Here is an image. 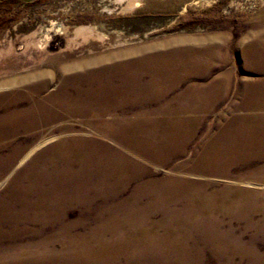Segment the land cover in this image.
<instances>
[{
    "label": "rangeland",
    "instance_id": "obj_1",
    "mask_svg": "<svg viewBox=\"0 0 264 264\" xmlns=\"http://www.w3.org/2000/svg\"><path fill=\"white\" fill-rule=\"evenodd\" d=\"M133 2L125 8V0H0V50L5 51L0 56V95L14 89L19 93L16 110L27 111L29 103L21 99L29 84L27 76L44 70L43 76L31 77V84L46 80L45 90L35 92L32 97L40 101L48 93L57 97V101H50L48 108H42L41 115L68 114V117H55L50 123L34 129L27 126L29 117L24 114L17 132L0 138V264H6L13 255L41 251L43 245L37 244L44 237L53 240L46 243V253H49L60 250L66 236L80 237V241L83 239L81 245L93 247L97 239L110 241L115 237L130 236L137 239L141 227L152 229V237H161L158 240L161 247L149 253L148 248L147 254L151 257L146 256L149 259L143 264H212V261L213 264H264V204L260 202L261 212L254 211L255 214L247 216L255 231L244 227L243 216L231 219L233 239L236 240L233 248L227 245L228 241L225 247L211 248L206 238L208 229L196 230L189 216L166 217L162 214L165 209L171 213L187 204L196 205L198 195L213 188L214 191L224 188L234 193L251 188L264 191V182H261L264 180V121L260 124L253 119L251 123L244 116L252 112L251 109L264 112V0ZM86 24L93 26L95 35L83 39L73 34L76 26ZM27 40L34 43H25ZM122 40L126 43L119 45ZM9 45L10 50L7 49ZM87 59L91 61L84 64ZM61 65H66L67 70L61 69ZM85 65L97 72L100 85L117 87L112 94L113 109L86 110L88 112L81 115L74 113L76 109L84 111L82 106L74 104L75 99L74 103L63 101L64 95L69 99L75 96L74 83L77 82L72 79L81 73L88 74ZM152 66L161 77H169L173 70L179 76L178 83L161 93H138L144 89L140 86L153 78ZM65 79L67 83L61 87ZM132 79L136 81L134 84H131ZM12 80L15 86L11 88ZM126 82L131 85L129 88L123 85ZM79 85L85 98L87 86L84 82H78ZM92 97L101 99L98 93ZM123 97L124 101L117 104V99ZM127 98L128 102L125 101ZM4 106L7 110L8 105ZM67 127L72 131H67ZM59 129L65 132L46 143L52 150L51 155L39 157L41 152L36 149L23 163L16 165L29 146L59 133ZM117 136L122 139L128 136L132 141L125 145L120 143L121 138L115 139ZM103 145L109 156L96 155L95 147ZM149 146L164 155L165 163H156L145 155ZM67 150L80 151L82 155L66 156ZM119 159L128 166L117 165ZM96 160L101 165L95 167ZM138 168L153 173L138 176L135 172ZM63 173L74 176L76 191L69 184L56 187L55 182L62 181L63 176L61 179L59 176ZM120 181L122 185L128 183L127 191L122 194L113 183L120 184ZM14 183L17 185L14 192L7 194ZM71 193L75 195L72 203L62 207L55 205V197L62 198ZM81 195L83 199H80ZM61 216L69 227L63 238L53 231L55 223L50 221ZM30 222L36 223L31 231L37 233L38 239H34L37 242L29 240ZM164 223L181 228H177L173 237L164 240L165 231L159 227V224L165 226ZM55 225L58 227L59 223ZM20 233L25 234L23 241ZM162 247H172V251L160 250ZM129 249L116 253L120 256L115 259V264H133L123 256L136 252ZM128 257L133 258V255Z\"/></svg>",
    "mask_w": 264,
    "mask_h": 264
},
{
    "label": "bare ground",
    "instance_id": "obj_2",
    "mask_svg": "<svg viewBox=\"0 0 264 264\" xmlns=\"http://www.w3.org/2000/svg\"><path fill=\"white\" fill-rule=\"evenodd\" d=\"M126 2V5L125 8H129L132 3L134 4L133 0H125ZM210 2V1H209ZM119 3V1H118ZM264 3V2H263ZM125 4V3H124ZM107 8V7H106ZM123 8V7H122ZM111 8H107V10H110ZM124 10V9H122ZM73 34H75L76 36L77 35H80L84 38H86L87 36H91V35H95L94 31H93V26L91 25H79V26H76L73 30ZM97 37H100L99 34H96ZM74 36V35H72ZM101 38V37H100ZM71 37L68 39L70 40ZM25 43H34L33 41L31 40H27L25 41ZM123 43H126V40H122L120 41L118 44L121 45ZM8 50L11 49L10 45L9 47L7 48ZM5 53L4 50H0V56ZM94 60V59H93ZM264 60V59H263ZM87 61H91L90 60H86L84 61V64L87 62ZM155 61V60H154ZM262 62V61H261ZM74 64V63H72ZM264 64V63H263ZM98 65V64H97ZM136 65V64H135ZM155 65V64H154ZM158 65V64H157ZM114 66V65H113ZM88 67V68H87ZM105 67V66H104ZM133 67V66H132ZM135 67V66H134ZM264 67V66H263ZM66 65H61V69H63L64 71H66ZM85 68L89 69L87 72L88 74H79L78 76H75L76 78L75 79H72V81L74 82H79L80 84H82V82L85 83V85L87 86L86 88V91L85 93H87L85 96V98L83 97L82 95V87L79 85L77 86V83H74V85L76 86V88L74 89V93L75 96L73 97H70V99L65 95L63 97V101L65 100H68V101H72L74 103V100H76V103H74L75 105H78V107L84 109L83 112H81V109H76V111L74 113L76 114H81L83 115L82 113L84 112H88V111H92L94 110L95 112H101V111H105V110H110L111 108L113 109V105L115 103L114 99L112 98V94L114 93V89H116L117 87H115L114 85H106V84H101L99 83V75H97L94 70H92V68L88 65H85ZM99 68V67H98ZM125 68V67H124ZM143 68V67H142ZM146 68V67H145ZM155 68V66H152V70H150L152 73H154L153 75V78H150V81H147V83L145 85H142L140 87L144 88L142 90V92L140 91H137L138 93H144V94H148L150 93V95L152 94V92H157V93H161L162 91L164 92V89H168L169 87L173 86L174 84H176L177 82V79H178V75L174 73L173 70H171V72L169 73V77H167V75L164 77V76H160L161 73H159L158 71L156 70H153ZM105 69V68H104ZM75 70V69H74ZM129 70V69H128ZM135 70V69H134ZM139 71V70H138ZM149 71V69H148ZM84 72V71H83ZM105 72V71H104ZM141 72V71H140ZM163 72V71H161ZM67 73H69V71H67ZM45 74V71L44 70H40V71H37L36 73H34L33 75H29L27 76V84H28V87H27V90L25 92V95L21 96V99H25L26 102L29 103V108L27 111L25 112H20L18 110H16L15 108V105L17 104V99L19 97V93H17L14 89H10L9 93L7 92L6 94H3V95H0V138H3L7 135H12V134H15L18 130V127H19V123L21 122L20 119L24 118V114H27L28 117H29V123H27L28 127L29 128H33V127H38V126H41V125H44L46 123H50L51 120L53 118H59V119H63L64 117H68V114H66L65 112H59L57 114H53V115H50V113H48L47 115L43 116L41 115L42 112V108L44 107H47L48 108V104L50 103V101H57V97L55 96H52L51 94H45L44 96H42L43 98L40 100V101H36L34 100V98L32 97L33 94L36 92H39V91H44L45 90V87H46V80H40L38 81L37 84H31V77L32 76H37V77H40V76H43ZM99 74V73H98ZM111 74V73H110ZM68 76H71V75H68ZM74 76V75H72ZM115 76V75H114ZM136 77V75H135ZM161 78V79H160ZM129 79V78H128ZM131 79V78H130ZM108 80V79H107ZM135 80V79H134ZM34 81V80H33ZM114 81V80H113ZM120 82V81H119ZM128 83H130L129 81H127ZM125 83L123 85H125L126 87L125 88H129L131 85L128 84V83ZM136 82V81H135ZM135 82H133V79H132V82L131 84H134ZM247 82V81H246ZM264 82V81H263ZM11 83V88L14 85V82L13 80L10 82ZM67 83V79L65 80H62L61 82V87H64ZM106 83V82H105ZM118 83V82H117ZM178 83V82H177ZM127 84V85H126ZM136 87L139 88V84H135ZM263 85V83H262ZM74 86V87H75ZM107 86V88H106ZM217 86V85H216ZM219 86V85H218ZM9 87V88H10ZM26 87V86H25ZM120 87V86H119ZM138 88H134V89H138ZM216 88V87H214ZM259 88V87H258ZM261 88V87H260ZM71 89V88H70ZM120 89V88H118ZM140 89V88H139ZM257 89V88H256ZM130 90V89H129ZM214 90V89H213ZM221 90V89H220ZM261 90V89H260ZM263 90V89H262ZM118 91V90H117ZM192 91V90H191ZM249 91V90H248ZM259 91V90H258ZM101 96V99L98 100L95 99L94 97H92V95H96L97 93ZM255 92V91H254ZM261 92V91H259ZM44 93V92H43ZM208 93V92H207ZM256 93V92H255ZM58 94V93H57ZM91 94V95H90ZM209 94V93H208ZM252 94V93H251ZM60 95V94H59ZM126 95V94H125ZM221 95V94H220ZM249 95V94H247ZM209 96V95H208ZM259 97V95H257ZM261 96V95H260ZM24 97V98H23ZM121 97V96H120ZM217 97V96H215ZM248 98V96H246ZM245 97V99H246ZM251 97V96H250ZM260 98V97H259ZM206 99V98H204ZM202 100V99H201ZM211 100V99H210ZM209 100V101H210ZM213 100V99H212ZM244 100V99H243ZM257 100V99H256ZM124 101V97L123 99L121 98H118L117 99V104H120ZM125 101H129V98H127ZM216 102V100H214ZM264 101V100H263ZM204 102V100L202 101ZM206 102V100H205ZM259 102V101H257ZM256 102V103H257ZM212 103V102H211ZM247 104V102H245ZM8 105V108L7 110L4 109L5 106L4 105ZM53 104V103H52ZM73 104V105H74ZM207 104V103H206ZM260 104V103H258ZM9 105H11V108H9ZM63 105V104H62ZM256 105V104H255ZM261 105V104H260ZM257 106V105H256ZM259 106V105H258ZM263 109H264V103H263ZM261 106V107H262ZM36 107V109H35ZM210 107V105H209ZM247 107V106H246ZM253 107V106H252ZM260 107V108H261ZM61 108V107H60ZM118 108V107H117ZM251 108V107H250ZM249 108V109H250ZM52 109V108H50ZM203 109V108H202ZM248 109V108H247ZM262 109V110H263ZM25 110V109H24ZM49 110V109H48ZM88 110V111H86ZM252 112H247L244 116H245V120H249L251 123L254 122V120H257V121H260V124L262 121H264V112H256L251 109ZM264 111V110H263ZM58 112V111H56ZM107 112V111H106ZM55 113V112H54ZM239 113V112H238ZM108 115V113H107ZM70 116V114H69ZM109 116V115H108ZM91 117V116H90ZM106 117V116H105ZM111 117V116H110ZM27 118V117H26ZM74 118V117H73ZM235 118V117H234ZM239 118V117H238ZM70 119V118H69ZM87 120V119H86ZM20 121V122H19ZM60 121V120H59ZM239 121V120H238ZM56 122V121H55ZM64 122V121H63ZM235 122V121H234ZM240 122V121H239ZM242 122V121H241ZM225 123V122H224ZM227 123V122H226ZM238 123V122H237ZM244 123V122H243ZM242 123V124H243ZM264 123V122H263ZM249 124V123H247ZM256 124V123H254ZM259 124V125H260ZM96 125V124H95ZM173 125V124H172ZM251 125V124H250ZM249 125V126H250ZM21 126V125H20ZM104 126V125H103ZM246 126V125H244ZM264 126V125H263ZM42 127V126H41ZM69 127V126H68ZM67 127V128H68ZM71 127V126H70ZM160 127V126H159ZM171 127V126H170ZM254 127V125H253ZM259 127V126H258ZM261 127V126H260ZM259 127V128H260ZM48 128V127H47ZM57 128V127H56ZM135 128V127H134ZM144 128V127H143ZM225 128V127H224ZM245 128V127H244ZM250 128V127H249ZM255 128V127H254ZM262 128V127H261ZM26 129V128H25ZM34 129V128H33ZM49 129V128H48ZM242 129V128H241ZM246 129V128H245ZM251 129V128H250ZM253 129V128H252ZM258 129V128H257ZM59 133L57 134H52L51 136L47 137V138H43L42 140H39L38 142H35L33 143L32 146H29L28 147V150L24 153V155L22 157H20L19 161L17 162L16 165H20V163L25 159L27 158L30 153H32L34 150L36 149H39L40 150V154H39V157H47L49 155H51V149L48 148L46 146V143L52 141L57 135H61L64 131V129H59ZM72 131V129H67V131ZM91 130V129H90ZM260 130V129H258ZM100 131V130H99ZM103 131V130H102ZM101 131V132H102ZM118 131V130H117ZM250 131V130H249ZM254 131V130H253ZM252 131V132H253ZM261 131V130H260ZM259 133H262L260 132ZM76 132V131H75ZM80 132V131H79ZM93 132V131H92ZM100 132V133H101ZM112 132V131H111ZM142 132V131H141ZM151 132V131H150ZM61 133V134H60ZM71 134V132H69ZM74 133V132H73ZM87 133V132H86ZM113 133V132H112ZM241 133V132H240ZM251 133V132H250ZM255 133H258L257 131H255ZM40 134V133H39ZM88 134V133H87ZM110 134V133H109ZM158 134V133H157ZM252 134V133H251ZM116 135V134H115ZM245 135V134H244ZM65 136V135H64ZM106 136V135H105ZM129 136V135H128ZM128 136H124L123 139L121 136H117L115 139H117L118 141V138H121L120 143L122 142L123 144L125 145H129L128 143L130 142L131 139H129ZM146 136V135H145ZM219 136V135H218ZM243 136V135H242ZM257 136V135H256ZM264 136V133L262 135V137ZM31 137V136H30ZM28 137V138H30ZM68 137V136H67ZM108 137V136H107ZM112 137V136H111ZM184 137V136H183ZM77 138V137H76ZM125 138V139H124ZM148 138V137H147ZM245 138V137H244ZM243 138V139H244ZM247 138V137H246ZM254 138V137H253ZM258 138V137H257ZM112 139V138H111ZM114 139V140H115ZM128 139V140H127ZM256 139V138H254ZM253 139V140H254ZM264 139V138H263ZM33 140V139H32ZM38 140V139H37ZM60 140V139H59ZM74 140V139H73ZM99 140V139H98ZM102 140V138H101ZM36 141V139H35ZM132 141V140H131ZM245 141V140H244ZM252 141V140H251ZM72 142V141H71ZM152 142V141H151ZM255 142H257L255 140ZM74 143V142H73ZM116 143V142H115ZM182 143V142H181ZM248 143V142H247ZM251 143V142H250ZM86 144V143H85ZM46 146L45 149H41L43 148L42 146ZM260 145V144H259ZM142 146V145H141ZM156 146V145H155ZM180 146V145H179ZM252 146V145H251ZM111 147V146H110ZM132 147V146H131ZM17 148V147H16ZM22 148V147H21ZM52 148V147H51ZM96 148V155L102 157H106V156H109L107 155V152H104L107 150L106 147H95ZM149 148V149H148ZM148 148H146L145 152L148 156V158L152 161H155L156 163H165L164 161V155H160L159 152L160 151H156L155 148H153L152 146H149ZM234 148V147H233ZM253 148V147H252ZM247 149V148H246ZM70 150V149H69ZM68 151V154L66 152V156H80L82 155V153L79 151ZM109 150V149H108ZM220 150V149H219ZM87 151V150H86ZM115 151V150H114ZM120 151V150H119ZM171 151V150H170ZM179 151V150H178ZM259 151V150H258ZM219 152V151H218ZM245 152V151H244ZM55 153V152H54ZM65 153V151H64ZM170 153V152H169ZM247 153V151L245 152ZM260 153V152H259ZM61 154V153H60ZM87 154V153H86ZM258 154V153H257ZM261 154V153H260ZM53 156L55 154H52ZM65 155L63 157H65ZM140 155V154H139ZM170 155V154H169ZM207 155V154H206ZM238 155V154H237ZM87 156V155H85ZM116 156V155H115ZM249 156V155H248ZM262 156V155H261ZM7 157V156H6ZM103 157V158H104ZM207 157V156H206ZM211 157V156H210ZM209 157V158H210ZM220 157V156H219ZM223 157V156H222ZM264 157V155L262 156ZM19 158V157H18ZM36 158V157H35ZM61 158H62V155H61ZM60 158V159H61ZM79 159V157H77ZM102 158V159H103ZM218 158V157H217ZM225 158V157H223ZM227 158V157H226ZM247 158V157H245ZM62 159H65V158H62ZM207 159V158H206ZM55 160V159H54ZM112 160V159H111ZM127 160V159H126ZM226 160V159H225ZM227 160H229L227 158ZM62 161V160H61ZM75 161V160H74ZM79 161H82L83 163H85L86 161H84L83 159L79 160ZM130 161V160H129ZM169 161V160H168ZM211 161V159H210ZM95 162V161H94ZM214 162V161H213ZM218 163H220L221 161H217ZM216 162V164H217ZM23 163V162H22ZM101 163V162H100ZM99 162H97L96 160V164L95 167L97 165H101ZM205 163V162H204ZM222 163V162H221ZM7 164V163H6ZM10 164V162L8 163ZM225 164V163H224ZM11 165V164H10ZM88 165V164H87ZM106 165V164H105ZM108 165V164H107ZM117 165H120V166H128L126 164V162L122 159H119V161L117 162ZM206 165V164H205ZM204 165V166H205ZM221 166V164H219ZM223 165V164H222ZM9 166V165H8ZM49 166V164H48ZM68 166V165H67ZM214 166V165H213ZM216 166V165H215ZM218 166V165H217ZM5 167V166H4ZM57 167V166H56ZM137 167V166H136ZM209 167H210V164H209ZM125 168V167H124ZM133 168V167H132ZM208 168V167H207ZM212 168V167H211ZM215 168V167H214ZM6 169V168H5ZM55 169V168H54ZM85 169V168H84ZM103 169V168H102ZM106 169V168H105ZM110 169V168H109ZM137 169V168H136ZM140 168H138V170H136L135 172L137 173V175H141V176H144V175H151V173L153 172H148L146 170H139ZM204 169V168H203ZM223 169V168H222ZM221 169V170H222ZM4 170V169H3ZM43 170V169H42ZM212 170V169H211ZM216 170V169H214ZM110 171V170H109ZM168 171V170H167ZM213 171V170H212ZM64 172V171H63ZM92 172V171H90ZM221 172V171H220ZM45 173V172H44ZM204 173V172H203ZM206 173V172H205ZM215 173V172H214ZM223 173V172H221ZM220 173V174H221ZM46 174V173H45ZM102 174V173H101ZM113 174V173H112ZM179 174V173H178ZM224 174V173H223ZM77 175V174H76ZM182 175V174H181ZM185 175V174H184ZM222 175V174H221ZM57 176V175H56ZM63 176V179L62 181L60 180H57V182H55V184L57 183L56 187L57 188H60V187H63L65 185H68V186H72L71 189L74 188V191H76V188L77 187V184L75 182V179H74V176H69V175H64L63 174H60L59 178L61 177L62 178ZM118 177V176H117ZM136 177V176H135ZM60 178V179H61ZM2 179H5V178H2ZM87 179V178H86ZM258 179V178H257ZM260 179V177H259ZM74 180V181H73ZM121 180V179H120ZM134 180V179H133ZM142 180V179H141ZM255 180V179H254ZM263 180V179H261ZM49 181V180H48ZM126 181V180H124ZM173 181V180H172ZM1 182V181H0ZM94 182V181H93ZM103 181H100V183H102ZM105 182V181H104ZM123 182V181H122ZM256 182V181H255ZM261 182H264L261 181ZM47 183V182H46ZM115 186H117V188L119 189L118 190V193L122 194L124 193L127 188V184L125 185H122L121 181H120V184L122 186H119L120 184H115L116 182H113ZM194 183V182H193ZM205 183V182H204ZM79 184V183H78ZM153 184V183H152ZM151 184V185H152ZM212 184V183H211ZM105 185V184H104ZM183 185V184H182ZM189 185V184H188ZM243 185V184H242ZM257 185V184H256ZM17 185L14 183V186L7 190V194H10L11 192H14V188L16 187ZM162 186V184H161ZM171 186V185H170ZM66 187V186H65ZM141 187V186H140ZM153 187V186H152ZM172 187V186H171ZM174 187V186H173ZM209 187V186H208ZM107 188V187H106ZM176 188V187H175ZM182 188V187H181ZM222 188V187H221ZM259 188V186H258ZM80 189V188H79ZM151 189V188H150ZM212 189V188H211ZM215 188H213L210 192H204L203 194L200 193V195H198L197 197V201L198 203H196V205H189L187 204L186 206L183 207V209L181 210H178V211H174V212H167V210L165 209V211H163V216H166V217H174V215H185V216H189L188 218H191V221H193V224L195 226V229L200 231H205L206 229V232L208 231V236L206 237L207 240H209L210 244V247L211 248H217V247H221V246H224L225 243L227 242V245H230L229 247H235L234 245H236V240H234V236H233V228H232V218L233 217H239V216H243L244 217V227H246L247 229L248 228H252L254 231V227H253V224L252 222H250V217H247L248 215H251L252 213L255 214L256 211H259L261 212V208H260V205L261 204H258L259 202L264 204V191H260V190H254V189H242V190H238V192H229L227 190H224L221 189V190H216L214 191ZM218 189V188H216ZM229 189H231L229 187ZM233 189V188H232ZM264 189V188H262ZM197 190V189H196ZM73 191V192H74ZM183 191V190H182ZM237 191V190H236ZM129 193V192H128ZM188 193V192H187ZM237 193V194H236ZM108 195V194H107ZM136 195V194H135ZM138 195V194H137ZM116 196V195H115ZM79 197V196H78ZM109 197H113V195H110ZM153 197V196H152ZM157 197V196H156ZM75 198V195H73L72 193L68 196H62V198H56L55 197V205L57 204L59 207H62L63 205L65 204H70L72 203L73 199ZM124 198V196H123ZM143 198V197H142ZM160 198V197H159ZM80 199H83V196L81 195L80 196ZM176 199V198H174ZM121 200V199H120ZM157 200V199H156ZM163 200V199H162ZM171 200V199H170ZM178 201V200H177ZM189 201V200H188ZM258 201V202H256ZM158 202V201H157ZM176 202V201H175ZM128 203V202H127ZM161 204V203H160ZM176 204V203H175ZM195 204V203H194ZM40 205V204H39ZM74 205V204H73ZM69 206V205H68ZM173 206V205H172ZM47 207V206H46ZM109 207V206H108ZM139 207V206H138ZM147 207V206H146ZM163 207V206H162ZM143 208V207H142ZM149 208V207H148ZM180 209V208H179ZM46 210V209H45ZM263 210V209H262ZM49 211V210H48ZM146 211V210H145ZM255 211V212H254ZM264 212V210H263ZM262 212V213H263ZM158 213V212H157ZM256 214H259L256 213ZM264 214V213H263ZM130 215V214H129ZM138 215V214H137ZM159 215V214H158ZM40 216V215H39ZM63 216V215H62ZM60 217L58 219H52L50 221H52V223H59V226L58 227H55L56 225H52L53 226V231L56 232L59 236L65 234L66 231H68V226H66L64 223V220H63V217ZM67 216V215H66ZM177 217V216H176ZM242 217V218H243ZM247 217V218H246ZM264 217V216H263ZM138 218V217H137ZM155 218V217H154ZM181 218V217H180ZM184 218V217H183ZM39 219V218H37ZM142 219V218H141ZM239 219V218H238ZM237 219V221H238ZM254 219V218H253ZM57 220V221H56ZM158 220V219H157ZM235 220V219H234ZM18 220H16L17 222ZM39 221V220H38ZM49 221V222H50ZM124 221V220H123ZM132 221V220H130ZM166 221V220H165ZM170 221V220H169ZM190 221V220H189ZM202 221V223H201ZM241 221V220H240ZM261 221V220H259ZM264 221V220H263ZM20 222V221H19ZM25 222V221H24ZM126 222V221H125ZM235 222V221H234ZM255 222V221H254ZM31 224L29 225V228H30V231L35 229L34 225H36L35 222H30ZM135 223V222H134ZM170 223V222H169ZM182 223V222H181ZM258 223V222H257ZM117 224V223H116ZM141 224V223H140ZM165 224V223H164ZM242 224V222H241ZM255 224V223H254ZM68 225V224H67ZM106 225V224H105ZM160 226L159 227H162L163 231H165V234L166 235H163L162 238L165 240L167 239L169 236L170 237H173L172 234H174V232L176 230H178L179 226H165L163 224H159ZM46 226V225H45ZM128 226V225H127ZM239 226V225H238ZM243 226H242V230H243ZM257 226V225H256ZM255 226V227H256ZM261 226V225H260ZM25 229H26V226H23ZM43 227V226H42ZM41 227V228H42ZM158 227V228H159ZM204 227V228H202ZM240 227V226H239ZM264 227V226H263ZM22 228V229H24ZM45 228V227H44ZM178 228V229H177ZM186 229V227H184ZM191 228V227H190ZM28 230V229H27ZM114 230V229H113ZM239 230V229H238ZM241 230V231H242ZM264 230V229H263ZM97 231V230H96ZM140 231V234H138L137 236V239L136 237H127V238H124V237H115L113 238L112 240L110 241H103L102 239H97L95 244L93 245V247H90L89 245H81V240L80 241V237H73L70 235V237L66 236L64 237L65 235L62 236V238L64 237V240L62 242V245H61V249L58 250V251H55V250H52L50 251L49 253H46V251L48 250V248H46V243L49 241V240H52V238H47L44 237V239L42 241L38 240V244L37 245H43L42 247H44V249L42 248L41 251L39 250H36L35 252H28L26 254H22V255H16V256H12L10 258H8L5 263L6 264H115V259L117 257H119L120 255H117L116 253L119 252V251H123L124 248H127L128 247L130 248L129 250H135L136 252H129L128 254H124L123 256L127 257V261H130L132 262L133 264H143L144 262L143 261H148V257L146 258V256H149L151 257V255L147 254V249L149 248L150 250H148V253L152 250V249H157L160 244H159V241L161 237H152L151 235H153L151 232H152V229H149L148 227H141L139 228ZM244 231V230H243ZM246 231V230H245ZM250 231V230H249ZM253 231V232H254ZM262 231V230H261ZM103 233V232H102ZM139 233V232H138ZM190 233V232H189ZM264 233V232H263ZM37 233L36 232H30L29 233V240H32L37 242L36 240L34 239H38V236L36 235ZM169 234V235H168ZM239 234V233H238ZM257 234V233H256ZM19 235V234H18ZM25 235V234H24ZM23 234L20 233L19 237H21V241H23ZM42 235V234H41ZM162 235V234H161ZM180 235V233H179ZM183 235V234H182ZM195 235V234H194ZM205 235V233H204ZM236 235V234H235ZM253 235V234H252ZM198 236V235H197ZM247 236V235H246ZM245 236V237H246ZM250 236V235H249ZM257 236V235H256ZM205 237V236H204ZM224 237V241L222 240ZM237 237V236H236ZM255 237V236H254ZM259 237V235H258ZM86 238V237H84ZM242 238V237H241ZM240 238V239H241ZM250 238V237H248ZM247 238V239H248ZM40 239V238H39ZM253 239V238H252ZM56 240V239H55ZM174 240V239H173ZM184 240V239H183ZM239 240V239H238ZM261 240V239H260ZM259 240V241H260ZM263 240V239H262ZM53 241V240H52ZM199 241V240H198ZM242 241V239H241ZM240 241V242H241ZM246 241V239H245ZM248 241V240H247ZM187 242V241H186ZM193 242V241H192ZM74 246V247H70L72 246L71 244ZM191 243V242H190ZM204 243V242H203ZM206 243V242H205ZM238 243V242H237ZM243 243H244V240H243ZM250 243V242H248ZM252 243V242H251ZM259 243V242H258ZM261 243V242H260ZM52 244V243H51ZM134 244V245H133ZM184 244V243H183ZM187 244V243H186ZM202 244V243H201ZM255 244V243H254ZM26 245V244H24ZM163 245L166 246V244L163 243ZM162 245V246H163ZM171 245V244H170ZM176 245V244H175ZM246 245V244H245ZM243 245V246H245ZM248 245V244H247ZM133 246H136L134 249H132ZM181 246V245H180ZM254 246V245H253ZM38 247V246H37ZM161 247V246H160ZM176 247V246H174ZM173 247V248H174ZM179 247V246H178ZM225 247V246H224ZM247 247V246H246ZM182 248V247H181ZM184 248V247H183ZM182 248V249H183ZM203 248V247H202ZM249 248V247H248ZM253 248V247H252ZM256 248V247H255ZM26 249V248H25ZM35 249V248H34ZM75 249V250H74ZM176 248H174L175 250ZM210 249V248H209ZM239 249V248H238ZM44 250V251H43ZM51 250V249H49ZM160 250H169L172 251V247H162V249L160 248ZM211 250V249H210ZM247 250V248H246ZM198 251V250H197ZM217 251V250H216ZM254 251V250H253ZM180 252V251H179ZM188 252V251H187ZM232 252V251H230ZM236 252V250H235ZM242 252V251H241ZM252 252V251H251ZM145 253V254H144ZM185 253V252H184ZM205 253V252H204ZM229 253V252H228ZM234 253V252H233ZM232 253V254H233ZM239 254V252H237ZM243 253V252H242ZM248 253V252H247ZM215 254V252H214ZM227 254V253H226ZM235 254V253H234ZM261 256L262 253H260ZM133 255V258L132 257H128V256H131ZM182 255V254H181ZM228 255V254H227ZM231 255V254H230ZM242 255V254H241ZM240 255V257H241ZM246 255V254H245ZM244 255V256H245ZM226 256V255H225ZM239 256V255H238ZM250 256V255H249ZM259 256V254H258ZM163 257V256H162ZM213 257V256H212ZM187 258V257H185ZM203 258V257H202ZM217 258V257H216ZM231 257H229L230 259ZM233 258V256H232ZM231 258V259H232ZM250 258V257H248ZM220 259V258H219ZM234 259V258H233ZM237 260V258H236ZM254 260V258H253ZM264 260V259H263ZM124 261V260H123ZM202 261V260H201ZM235 261V260H234ZM240 261V259H239ZM238 261V262H239ZM262 261V260H261ZM228 262V261H227ZM255 262V261H254ZM264 262V261H263ZM147 263V262H146ZM187 263V262H186ZM208 263V262H206ZM219 263V262H218ZM225 263V262H224ZM253 263V261H252ZM204 264V263H203ZM212 264H213V261H212ZM223 264V263H222ZM232 264V263H231ZM236 264V263H235ZM241 264V263H240ZM263 264V263H262Z\"/></svg>",
    "mask_w": 264,
    "mask_h": 264
}]
</instances>
